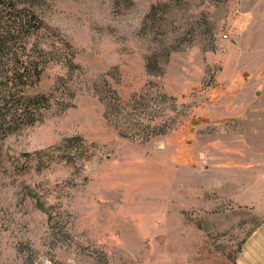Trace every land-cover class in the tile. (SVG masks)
I'll return each instance as SVG.
<instances>
[{
    "label": "rangeland",
    "instance_id": "obj_1",
    "mask_svg": "<svg viewBox=\"0 0 264 264\" xmlns=\"http://www.w3.org/2000/svg\"><path fill=\"white\" fill-rule=\"evenodd\" d=\"M14 1L49 106L0 126V264H238L264 230V0Z\"/></svg>",
    "mask_w": 264,
    "mask_h": 264
},
{
    "label": "trees",
    "instance_id": "obj_2",
    "mask_svg": "<svg viewBox=\"0 0 264 264\" xmlns=\"http://www.w3.org/2000/svg\"><path fill=\"white\" fill-rule=\"evenodd\" d=\"M44 26L37 12L21 7L14 0H0V54H6L8 71L0 76V126L6 124L30 126L40 119L49 106L48 97L29 93L30 86L41 75L43 66L29 54L13 50L11 40L26 46L27 37L38 36ZM27 47V46H26Z\"/></svg>",
    "mask_w": 264,
    "mask_h": 264
},
{
    "label": "crops",
    "instance_id": "obj_3",
    "mask_svg": "<svg viewBox=\"0 0 264 264\" xmlns=\"http://www.w3.org/2000/svg\"><path fill=\"white\" fill-rule=\"evenodd\" d=\"M262 74H264V67ZM264 81V76H263ZM261 119H264V106H261ZM264 225L258 228V230ZM238 264H264V230L262 233L255 231L237 256Z\"/></svg>",
    "mask_w": 264,
    "mask_h": 264
}]
</instances>
